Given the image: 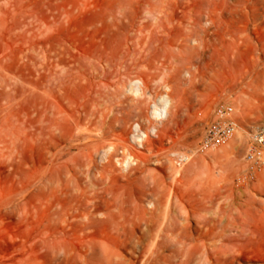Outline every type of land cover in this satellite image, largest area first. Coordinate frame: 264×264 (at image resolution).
Returning a JSON list of instances; mask_svg holds the SVG:
<instances>
[{
    "label": "bare ground",
    "instance_id": "6f19581e",
    "mask_svg": "<svg viewBox=\"0 0 264 264\" xmlns=\"http://www.w3.org/2000/svg\"><path fill=\"white\" fill-rule=\"evenodd\" d=\"M94 1L0 0V157L8 159L18 184L14 197L5 202V209L26 222L29 217L38 215L40 220L35 227L44 235L39 243L55 253L61 252L65 260L77 257L81 264L101 261L96 252L100 244H109L119 250L117 239L97 232V225L102 222L97 215L104 209L110 212L114 205L109 202L104 207L97 205L100 197L91 193L88 187L90 167L100 150L99 140L110 127L106 114L96 104L94 84L98 79L97 69L105 71L113 60L112 47L102 46L93 54L76 55L69 50L65 40L70 22L79 14L94 9ZM155 1L107 0V6L99 16L103 21L108 20L103 22L107 29L113 27L117 37L126 38L130 29L143 20H175V11L179 12L180 22H193V15L204 0H169L163 6L154 5ZM228 1L225 0L226 7L230 6ZM234 1L251 9L253 16L258 15L257 4L264 12V0ZM195 42L188 38L179 46L184 45L190 50ZM168 53L175 56L174 65L179 64L176 57L180 55L179 48L171 47L165 54ZM185 61H181V65ZM72 64L76 67L72 68ZM156 64L166 74L170 70L164 67L166 63L158 61ZM186 66L182 76L190 77L191 67ZM159 81L160 92L154 95L146 92V83L140 77L128 80L124 87V94L130 100L145 95L151 98L145 120L149 123L147 131L138 122L131 125V140L138 147L149 136H157V129L167 119L172 105L165 76ZM258 95L264 98V93ZM235 100V105L245 108V97L239 96ZM23 106L29 113L22 121L23 128L34 131L42 151L41 160L29 170H23L17 159L21 131L18 111ZM245 134V130L237 126L225 146L213 148L202 156H196L195 152H169L176 165L170 175L171 181L180 184L187 171L199 181L196 187L206 191L204 200L211 206L231 200L237 193H264V167L250 174L246 167L243 168L244 157L236 156L244 148ZM230 151L232 158L226 164H219V153ZM241 163L244 164L242 167ZM186 165L188 168L184 170ZM106 180L109 183L112 179L108 175ZM248 201L246 210L250 204L261 205L251 196ZM168 219L154 221L144 215L137 217L138 222L126 230L124 243L119 242L134 260L120 250L121 253L108 256L109 259L105 256L107 263L239 264L242 261L264 264V213L259 222L233 218L225 222L220 220L219 229L215 223L196 221L199 227L191 228L187 223L178 224ZM137 230L140 235L136 234Z\"/></svg>",
    "mask_w": 264,
    "mask_h": 264
},
{
    "label": "rangeland",
    "instance_id": "374dc122",
    "mask_svg": "<svg viewBox=\"0 0 264 264\" xmlns=\"http://www.w3.org/2000/svg\"><path fill=\"white\" fill-rule=\"evenodd\" d=\"M168 1L156 0L154 5L163 6ZM94 3V9L79 14L70 22L65 40L69 50L76 55L93 54L102 46L112 47L113 54L105 71L97 69L99 80L96 79L94 84L96 104L106 114L110 127L99 140L100 150L90 167L88 187L91 193L100 197L97 205L104 207L107 202L114 205L112 214L104 209L101 213L105 215H97L102 221L97 225V232L117 239L119 250L109 244L98 245L96 252L101 261L95 264H108V256L111 258L121 251L134 260L119 242L124 243L126 230L143 215L154 221L173 219L178 224L187 223L191 228L199 227L196 221L215 223L218 229L220 220L225 222L231 218L259 222L264 213V193H237L233 199L211 206L204 200L206 191L196 187L199 181L187 171L180 184L171 181L170 175L176 165L169 152L196 153L213 108L229 105L233 108L236 127L243 128L248 134H245L244 148L236 154L244 157L250 131L264 124V98L258 95L264 93V12L260 5L257 4L258 15L253 16L252 10L239 1L229 0L230 6L226 7L225 0H204L193 15V22H180L179 12L175 11V20H143L130 29L126 38H119L115 28L107 29L104 25L103 22L108 20L103 21L99 16L106 8L107 0H95ZM188 38L196 41L190 50L184 45L179 46ZM171 47L179 48L180 55L176 57L180 65H174L172 53L165 54ZM158 61L170 68L167 74L156 64ZM181 61H185L184 66ZM186 65L191 67L190 77L182 76ZM162 76L170 87L172 99L168 117L158 127L157 136H149L138 147L131 140V125L138 122L147 131L149 123L145 120L151 98L145 95L130 100L124 94V87L128 80L140 77L146 83V92L154 95L160 92L159 78ZM239 96L246 98L244 109L235 105ZM27 112L26 106L18 111L21 131L17 159L23 170L32 169L42 158L34 131L23 128L22 121L29 116ZM204 157L210 161L208 155ZM231 158L232 151L219 153L217 162L223 165ZM187 168L188 165L184 170ZM108 175L112 179L109 183ZM17 185L8 159L0 157V264H81L77 257L65 260L61 252L55 253L39 243L44 235L35 227L40 220L38 215L29 217L26 222L6 211L5 202L14 197ZM249 196L261 205L250 204L246 210ZM136 234L140 235V231ZM103 256L108 259L102 260ZM239 264L250 263L239 261Z\"/></svg>",
    "mask_w": 264,
    "mask_h": 264
},
{
    "label": "built area",
    "instance_id": "2783aa9c",
    "mask_svg": "<svg viewBox=\"0 0 264 264\" xmlns=\"http://www.w3.org/2000/svg\"><path fill=\"white\" fill-rule=\"evenodd\" d=\"M232 115L233 108L229 105H217L213 108L211 120L197 144V154H204L213 148L225 146L230 141L236 128ZM244 164L250 174L264 167V124L257 125L250 131Z\"/></svg>",
    "mask_w": 264,
    "mask_h": 264
}]
</instances>
